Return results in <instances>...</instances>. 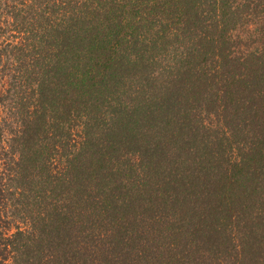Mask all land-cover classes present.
I'll return each instance as SVG.
<instances>
[{"label": "trees", "instance_id": "trees-1", "mask_svg": "<svg viewBox=\"0 0 264 264\" xmlns=\"http://www.w3.org/2000/svg\"><path fill=\"white\" fill-rule=\"evenodd\" d=\"M0 101V264H264V0H0Z\"/></svg>", "mask_w": 264, "mask_h": 264}, {"label": "rangeland", "instance_id": "rangeland-1", "mask_svg": "<svg viewBox=\"0 0 264 264\" xmlns=\"http://www.w3.org/2000/svg\"><path fill=\"white\" fill-rule=\"evenodd\" d=\"M0 102H1V101H0ZM0 108L2 109V106H0ZM2 124H4V127H9L10 120H6V121L2 122ZM1 221H4V220L1 219ZM2 224L4 225L5 223L2 222Z\"/></svg>", "mask_w": 264, "mask_h": 264}]
</instances>
